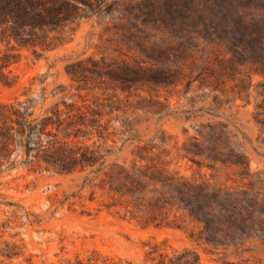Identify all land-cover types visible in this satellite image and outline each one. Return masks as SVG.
<instances>
[{"label":"rangeland","instance_id":"rangeland-1","mask_svg":"<svg viewBox=\"0 0 264 264\" xmlns=\"http://www.w3.org/2000/svg\"><path fill=\"white\" fill-rule=\"evenodd\" d=\"M0 264H264V0H0Z\"/></svg>","mask_w":264,"mask_h":264},{"label":"trees","instance_id":"trees-1","mask_svg":"<svg viewBox=\"0 0 264 264\" xmlns=\"http://www.w3.org/2000/svg\"><path fill=\"white\" fill-rule=\"evenodd\" d=\"M206 31L207 32H209V33H211V27L210 26H212L213 25V23L212 22H206ZM14 255V253H12V255L11 256H13Z\"/></svg>","mask_w":264,"mask_h":264}]
</instances>
